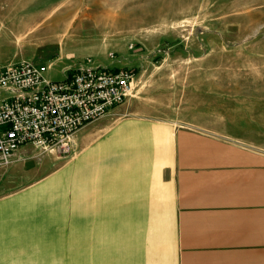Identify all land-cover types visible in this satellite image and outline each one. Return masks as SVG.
Wrapping results in <instances>:
<instances>
[{"label": "crops", "instance_id": "crops-1", "mask_svg": "<svg viewBox=\"0 0 264 264\" xmlns=\"http://www.w3.org/2000/svg\"><path fill=\"white\" fill-rule=\"evenodd\" d=\"M121 104L71 134L69 159L25 143L0 166L28 180L0 194V264H264L261 151Z\"/></svg>", "mask_w": 264, "mask_h": 264}, {"label": "rangeland", "instance_id": "rangeland-1", "mask_svg": "<svg viewBox=\"0 0 264 264\" xmlns=\"http://www.w3.org/2000/svg\"><path fill=\"white\" fill-rule=\"evenodd\" d=\"M19 60L51 80L66 64L133 70L120 113L261 151L264 191V0H0V61ZM27 181L1 176L0 194Z\"/></svg>", "mask_w": 264, "mask_h": 264}, {"label": "built area", "instance_id": "built-area-1", "mask_svg": "<svg viewBox=\"0 0 264 264\" xmlns=\"http://www.w3.org/2000/svg\"><path fill=\"white\" fill-rule=\"evenodd\" d=\"M46 67L31 60L0 61V163L25 143L70 156L71 134L133 91L135 73L123 66L66 64L59 80L47 78Z\"/></svg>", "mask_w": 264, "mask_h": 264}, {"label": "bare ground", "instance_id": "bare-ground-1", "mask_svg": "<svg viewBox=\"0 0 264 264\" xmlns=\"http://www.w3.org/2000/svg\"><path fill=\"white\" fill-rule=\"evenodd\" d=\"M45 20V19H44Z\"/></svg>", "mask_w": 264, "mask_h": 264}]
</instances>
